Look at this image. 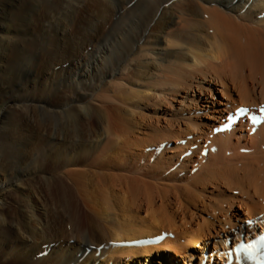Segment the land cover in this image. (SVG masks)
I'll return each mask as SVG.
<instances>
[{"label": "bare ground", "instance_id": "6f19581e", "mask_svg": "<svg viewBox=\"0 0 264 264\" xmlns=\"http://www.w3.org/2000/svg\"><path fill=\"white\" fill-rule=\"evenodd\" d=\"M263 12L0 0V264H221L223 240L264 212V124L213 134L237 105L264 103ZM205 144L217 149L203 162Z\"/></svg>", "mask_w": 264, "mask_h": 264}, {"label": "rangeland", "instance_id": "374dc122", "mask_svg": "<svg viewBox=\"0 0 264 264\" xmlns=\"http://www.w3.org/2000/svg\"><path fill=\"white\" fill-rule=\"evenodd\" d=\"M27 28H29V27H27ZM30 42H32V43H35V44H38V42H39V38L37 37V35H35V36H32V37H30ZM115 87V86H114ZM114 87H112V88H108L109 89V91H108V94H110V95H114V94H118L119 96H121V97H123V96H128V92H127V90H125V88H123V87H119L118 89H116L115 90V92H111L110 93V90H113V88ZM136 89V88H135ZM136 90H140V89H136ZM150 94H160V92H159V88H155V91L154 92H150ZM152 96L151 97H149V100L150 101H152ZM135 100H137V98L136 99H134V102H135ZM149 101V102H150ZM127 102H128V104L130 105V104H134V102H133V100L132 101H129V100H127ZM143 103H145V101H142ZM140 104V103H139ZM149 104V103H148ZM135 105V104H134ZM141 106V105H140ZM153 106V105H152ZM150 107H151V104H150ZM0 108H2V104H0ZM149 110H150V108H148ZM153 149V148H152ZM244 152H247V150H243ZM5 152H7L8 153V145L6 144V143H0V159L4 156V154H5ZM28 182V181H27ZM16 193H14L12 196H13V198L15 197V198H17V196L15 195ZM12 205V209H13V205H17V204H15V203H13V204H11ZM51 209V212H53V213H55V214H60V213H62V212H59V207L58 206H54V207H52V208H50ZM36 214L38 215V216H42V210H39L38 209V212H36ZM25 222V221H24ZM27 223V222H26ZM24 229H27L26 227H24ZM60 229H58V230H56V231H59ZM63 234L62 233H59V236H62ZM70 242L72 243L73 242V239H70ZM91 242H93V243H98V241L97 240H95V239H91ZM101 244L100 245H98L97 246V249H98V252L100 251V249H101ZM96 248V245L94 244V245H91L90 246V248H89V251L90 250H94Z\"/></svg>", "mask_w": 264, "mask_h": 264}]
</instances>
